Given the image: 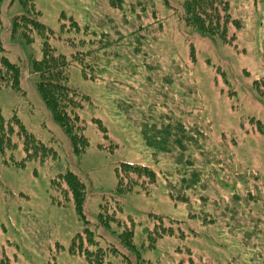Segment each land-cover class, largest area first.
<instances>
[{
  "label": "rangeland",
  "instance_id": "374dc122",
  "mask_svg": "<svg viewBox=\"0 0 264 264\" xmlns=\"http://www.w3.org/2000/svg\"><path fill=\"white\" fill-rule=\"evenodd\" d=\"M226 1L242 25L230 43L186 28L182 0H35L56 52L84 56L66 83L81 101L89 141L76 155L29 73L43 38L12 42L20 7L5 0L0 39L21 68L24 93L0 86V121L16 115L57 160L20 165L23 149L0 151V264H92L73 244L85 226L80 213L68 199L52 201L51 178L67 170L85 186L80 212L95 222L100 246L120 251L105 264H176L189 251L210 264H264V0ZM121 163L148 167L154 184L117 194ZM116 201L119 220H136L129 251L120 229L98 224L100 204ZM153 216L171 232L156 237Z\"/></svg>",
  "mask_w": 264,
  "mask_h": 264
},
{
  "label": "trees",
  "instance_id": "16d2710c",
  "mask_svg": "<svg viewBox=\"0 0 264 264\" xmlns=\"http://www.w3.org/2000/svg\"><path fill=\"white\" fill-rule=\"evenodd\" d=\"M4 2L5 0H0V35L4 29L1 19ZM14 2L18 3L20 11L11 17L8 30L9 37L12 42L22 41L27 45L35 42V36L43 38L39 45L40 55L31 58V72L29 73L35 77L36 89L41 95L51 118L60 126L68 138L72 152L76 155L83 154L89 147V141L84 134L85 123L79 115L82 105L80 100L75 99V91L68 87L66 83H68V71L71 66H80L83 69L82 64L84 63L82 60L84 56L74 52L68 58L56 52L55 47L51 45V40L57 37L50 29L40 23L39 16L41 12L37 9L35 0H10L9 5ZM113 3L112 6H114ZM181 3L182 12L180 15H182L185 22V27L196 34L218 37L221 41L230 43L234 40L236 32L242 27L238 19L231 17L230 6L226 0H182ZM68 20L70 21V19ZM231 30H233V33L228 35ZM76 31L77 27H74V32ZM102 37L103 34L99 35L96 41L98 44L97 49H101L100 51L107 49L105 47L107 44L104 43L105 39H102ZM65 42L71 45L82 43L80 40L73 41L71 38L66 39ZM21 73V68L9 59L0 39V86L24 93L20 89ZM190 127L192 132L196 131L193 126ZM166 136L167 134L161 136V142L165 141ZM191 139L193 140V136H191ZM188 142L191 144L189 138ZM167 144L162 143L159 147L167 150ZM18 149L24 150L25 157L22 160L15 161L16 164L23 165L25 160L37 157H41L42 160L48 157L53 163L57 160L54 150L36 140L21 124L17 116L13 115L6 122L0 121V151L4 155L7 150L16 151ZM186 166L192 167L193 161H189ZM115 173L117 178L116 192L119 195L147 191L155 182L154 173L145 166L121 163L116 168ZM189 177L192 185L199 184L200 173L195 169L190 170ZM50 187L55 195L52 197V201L63 205L68 202L66 201L68 199L80 213V219L85 226L75 235L73 244L79 247L87 261L92 264H105L109 255L120 254L119 249L114 246L110 249H104L100 246L98 239L101 238V235L94 234V229H97L94 228L95 222L90 223L82 216L80 208L85 199V186L77 175L68 170L60 172L57 176L51 178ZM178 191L179 187H177ZM178 197H182L181 194ZM120 211L117 201L111 207L107 202L100 204L98 224L104 226L114 224L115 230L120 229L118 231L120 233H117L116 237L120 240V245L129 251L135 245L134 225L136 220L132 218H129L128 222L119 220L117 215ZM153 218L156 219L154 228L158 226V230L155 231L156 237L171 232L170 227L164 228L161 226V217L153 216ZM189 253L185 252L186 256L178 260L176 264H210L207 260L195 257L190 251Z\"/></svg>",
  "mask_w": 264,
  "mask_h": 264
}]
</instances>
